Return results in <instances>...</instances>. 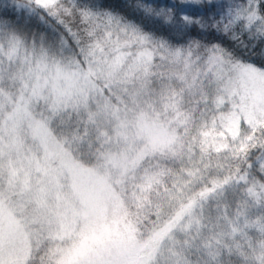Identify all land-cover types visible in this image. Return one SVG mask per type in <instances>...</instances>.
Wrapping results in <instances>:
<instances>
[{
	"label": "snow or ice",
	"instance_id": "snow-or-ice-1",
	"mask_svg": "<svg viewBox=\"0 0 264 264\" xmlns=\"http://www.w3.org/2000/svg\"><path fill=\"white\" fill-rule=\"evenodd\" d=\"M0 264H264V0H0Z\"/></svg>",
	"mask_w": 264,
	"mask_h": 264
}]
</instances>
